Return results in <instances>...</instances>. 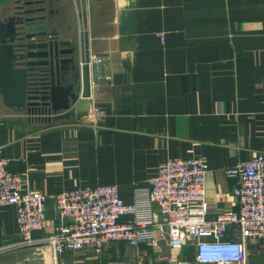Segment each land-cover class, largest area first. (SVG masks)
<instances>
[{"label": "crops", "instance_id": "obj_1", "mask_svg": "<svg viewBox=\"0 0 264 264\" xmlns=\"http://www.w3.org/2000/svg\"><path fill=\"white\" fill-rule=\"evenodd\" d=\"M41 5L55 29L81 23L76 0ZM84 14L90 54L107 56L111 78L92 89V106L80 119L18 112L0 95V157L7 169L25 189L56 194L116 185L132 203L162 162L198 156L209 165L210 214L234 208L238 179L226 169L264 150V0H84ZM95 106L105 111L98 121ZM46 215L55 216L52 200ZM18 232L16 205H1V238L16 239ZM113 244L124 256L126 249L141 251L146 264L196 256L193 245ZM251 253L264 260V240L250 241L249 264ZM36 258L21 248L1 254L0 264Z\"/></svg>", "mask_w": 264, "mask_h": 264}, {"label": "built area", "instance_id": "obj_2", "mask_svg": "<svg viewBox=\"0 0 264 264\" xmlns=\"http://www.w3.org/2000/svg\"><path fill=\"white\" fill-rule=\"evenodd\" d=\"M107 59L90 54L92 89L110 80L105 73ZM104 115L102 108H93L94 121ZM208 169L198 156L167 159L148 186L137 187L135 201L126 203L116 185L56 194L25 189L21 177L7 169V159L0 157V206L16 205L19 222L16 239L5 241L0 236V255L30 248L43 264H59L67 253L92 251L100 256L117 242L138 247L165 241L175 249L195 248L194 261L173 264H249L250 241L264 240V150L226 169L238 179L233 188L236 204L214 215L206 199ZM51 200L55 216L48 220Z\"/></svg>", "mask_w": 264, "mask_h": 264}, {"label": "water", "instance_id": "obj_3", "mask_svg": "<svg viewBox=\"0 0 264 264\" xmlns=\"http://www.w3.org/2000/svg\"><path fill=\"white\" fill-rule=\"evenodd\" d=\"M43 3L0 0V95L18 112L80 119L92 106L84 0H76L80 25L65 31L52 26Z\"/></svg>", "mask_w": 264, "mask_h": 264}, {"label": "rangeland", "instance_id": "obj_4", "mask_svg": "<svg viewBox=\"0 0 264 264\" xmlns=\"http://www.w3.org/2000/svg\"><path fill=\"white\" fill-rule=\"evenodd\" d=\"M1 106V104H0ZM112 246H108L105 249V252L102 255H96L94 253H88L87 255L84 254H72L68 255L64 259L63 264H140V263H147V259L145 257H139L142 252L126 249L124 256L120 250H117L114 246L115 244H111ZM192 250L186 251V260H190V256L192 255ZM143 255V254H142ZM251 264H264V260H258L254 253H251ZM32 264H43L42 260L39 258L32 259L30 261ZM156 264V263H155Z\"/></svg>", "mask_w": 264, "mask_h": 264}, {"label": "flooded vegetation", "instance_id": "obj_5", "mask_svg": "<svg viewBox=\"0 0 264 264\" xmlns=\"http://www.w3.org/2000/svg\"><path fill=\"white\" fill-rule=\"evenodd\" d=\"M12 4H13V3H12ZM2 9H3V7L1 6V7H0V18H1L2 15H3V14H2Z\"/></svg>", "mask_w": 264, "mask_h": 264}]
</instances>
